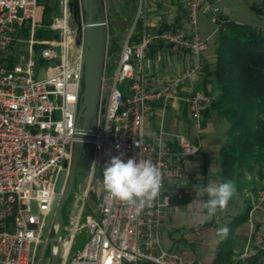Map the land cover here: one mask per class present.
I'll return each instance as SVG.
<instances>
[{
  "label": "built area",
  "instance_id": "obj_1",
  "mask_svg": "<svg viewBox=\"0 0 264 264\" xmlns=\"http://www.w3.org/2000/svg\"><path fill=\"white\" fill-rule=\"evenodd\" d=\"M137 1L139 9L114 70L104 68L96 132L87 142L93 155L90 179L76 189L75 209L60 240L61 264H196L183 243L164 238V221L172 206L170 188L194 183L188 164L201 152V145L185 132L165 129L163 119L169 108L184 105L194 130L204 128V112L217 92L211 85L196 86L209 65L203 54L212 37L201 34L198 13L218 21L222 0H181L182 15L172 19H151L148 0ZM39 4V0H0V264H38L39 251L47 248L57 229L52 223L44 238L58 179L64 169L69 170L77 139L84 63L69 0H59L60 12L48 23L37 20ZM41 28L51 35L40 38ZM174 50L184 66L170 75ZM109 59L106 55L105 62ZM154 106L162 122L149 136L145 120ZM121 153L125 162L150 159L162 172L160 195L153 207L138 215L123 202L105 199L103 167ZM95 175L100 200L95 211L87 212ZM262 205L264 190L253 197L250 212ZM192 213L196 215V207ZM83 233L86 243L75 250ZM251 255L264 264V233L254 229L242 257Z\"/></svg>",
  "mask_w": 264,
  "mask_h": 264
},
{
  "label": "trees",
  "instance_id": "obj_2",
  "mask_svg": "<svg viewBox=\"0 0 264 264\" xmlns=\"http://www.w3.org/2000/svg\"><path fill=\"white\" fill-rule=\"evenodd\" d=\"M39 2L44 5L43 23L50 22L59 14V0ZM218 22L220 34L216 41V53L206 69L204 88L208 89L206 84L213 82L217 99L205 110L204 115L206 119L211 111H216L229 122L225 141L219 150L220 178L221 182L234 181L236 192H240L248 184L246 174L264 163V28L239 24L228 17H220ZM37 35L44 38L50 36L51 31L41 28ZM120 47L118 38L109 42L107 56L110 62H105V66L110 72L113 71ZM196 183L206 185L207 180ZM79 184L77 173L74 191ZM90 194L93 195V185ZM171 194V203L179 206L187 205L197 198L193 187H182ZM66 207L67 204L63 209L64 225L70 216ZM91 209H87V212H91ZM247 219L248 212L231 221L227 227V237L217 247L213 264H236L231 235L237 224ZM210 224L212 221L200 225L206 227ZM54 234L55 230L51 236ZM49 251L50 247L47 248L46 257Z\"/></svg>",
  "mask_w": 264,
  "mask_h": 264
},
{
  "label": "crops",
  "instance_id": "obj_3",
  "mask_svg": "<svg viewBox=\"0 0 264 264\" xmlns=\"http://www.w3.org/2000/svg\"><path fill=\"white\" fill-rule=\"evenodd\" d=\"M147 11L151 19L180 18L182 15L181 0H148ZM214 56L215 54H213L212 50L208 48L205 57L208 59L209 63L213 61ZM162 62L165 63L163 60ZM183 66L184 63L180 59L178 52L174 50L172 57L169 59V74L173 75L181 71ZM205 76L206 72H204L197 79L196 86L198 88H205ZM206 85V87L211 85L214 89H216L213 82L207 83ZM152 111L153 113L147 116L145 120V129L149 136H153L157 132L158 127L162 122L161 113L156 106H154ZM215 112L216 111L210 112L209 116L205 119L204 127L207 126L210 116ZM163 124L165 129L169 131L187 133L189 137L196 140V142L201 145V152L193 157L188 164L189 171L194 175V183L184 187H192L197 181L202 183L204 180H207V183H220L221 164L219 159V150L224 141L222 143L207 141L202 144L201 140L198 139L201 130L198 133L194 130L189 109L184 105L178 110L169 108L163 119ZM210 150L213 151V153H210ZM211 158L215 161V164L212 162ZM245 179L248 183L245 188L240 192H236V194L229 201L227 207L224 210L218 209L216 214L210 219L207 218L206 215H199V222L194 219L195 215L192 211L194 207H196V202L194 203V201H197V198L193 202L183 206L173 205L171 203V211L165 217L164 231L167 227V219L174 210L189 207L188 210L191 215L192 223L191 228L193 230H197L198 232L213 230L212 237L208 240V246L211 248L209 259L211 264H213L217 247L219 243L225 239L221 240L216 235L217 229L228 227L236 216L248 212V219L237 224L233 230V234L231 235V245L234 251L233 259L236 264H261L256 255L242 257V254L247 247L248 237L253 229L259 233H264V205L258 207L253 212H250L253 197H255L258 192L264 190V163L257 165L252 173H247ZM170 189L171 193L175 191L172 187ZM203 199L206 200L207 198L203 197ZM206 221H212V224L206 227L200 225ZM192 233V236H194V232ZM166 239H172L183 243L187 255L193 258L196 261V264H202L198 261V257L195 253V247L197 245L196 240H190L186 236L176 237L174 236L173 231L169 233V237ZM254 247L255 246L253 245L252 249H254Z\"/></svg>",
  "mask_w": 264,
  "mask_h": 264
},
{
  "label": "water",
  "instance_id": "obj_4",
  "mask_svg": "<svg viewBox=\"0 0 264 264\" xmlns=\"http://www.w3.org/2000/svg\"><path fill=\"white\" fill-rule=\"evenodd\" d=\"M69 7L74 22L77 25L76 43L82 47L84 63V88L82 102L78 110L76 141L69 170L64 169L57 183V193L46 218L44 238L52 223L57 224L54 236L48 238L51 250L49 264H58L60 240L64 232L63 209L71 197L80 167H90L93 157L87 149V142L95 132L100 111L104 68L109 46V26L104 0H69ZM85 157H90L88 164H83ZM68 163H65L67 168ZM57 246V251L54 247ZM47 248L38 254V264H44Z\"/></svg>",
  "mask_w": 264,
  "mask_h": 264
},
{
  "label": "rangeland",
  "instance_id": "obj_5",
  "mask_svg": "<svg viewBox=\"0 0 264 264\" xmlns=\"http://www.w3.org/2000/svg\"><path fill=\"white\" fill-rule=\"evenodd\" d=\"M106 16L109 26V42L113 39L118 38L120 45L132 25L135 15L139 9V2L137 0H104ZM44 5L39 4L37 9V20L42 21L44 14ZM220 17H228L231 20L246 25H253L255 27L264 26V0H222ZM198 23L200 26V32L205 37L212 34L209 40V49L212 50L213 54L216 53V41L219 37V22L213 19L211 16L200 11L198 13ZM72 25L77 29V25L72 17ZM206 56V52L203 54ZM118 57V56H117ZM110 62V59H109ZM115 67V64H114ZM114 70V68H113ZM229 126L228 120L219 113L215 112L209 118L208 124L204 127L200 133L198 139L201 140L202 144L207 141L223 142L226 138V129ZM147 127V124H146ZM220 140V141H219ZM215 148V147H214ZM87 149L91 151L90 145ZM210 153L213 151L210 150ZM212 162L215 161L211 158ZM90 167L85 171H78L80 183L84 180L90 179ZM93 195H89L85 209L96 210L101 194L99 176L95 175L92 178ZM75 191H73L71 198L67 202V213L70 215L71 211L75 209ZM207 198V197H205ZM197 197V201H198ZM197 201H194L197 202ZM36 209V205L34 204ZM189 207L178 208L174 210L167 219V227L164 231V238L169 237L171 231L174 232V236L183 237L186 236L188 239H194L197 241L195 247V253L198 257V261L202 264H211L209 254L211 248L208 246V240L212 237L213 230L198 232L191 228V215L188 210ZM194 232V236H192ZM87 240L86 233L80 234L77 238V243L74 245V249L77 250L82 248ZM66 250V247H64ZM50 253L44 260V264H49L51 260ZM65 254V252H64ZM64 261L63 257H60L58 264Z\"/></svg>",
  "mask_w": 264,
  "mask_h": 264
},
{
  "label": "clouds",
  "instance_id": "obj_6",
  "mask_svg": "<svg viewBox=\"0 0 264 264\" xmlns=\"http://www.w3.org/2000/svg\"><path fill=\"white\" fill-rule=\"evenodd\" d=\"M122 156L123 153L112 157L103 167L105 199L123 202L133 207L138 215L146 207H153L154 201L160 195L163 186L162 172L150 159H140L137 162L134 158H129L125 162ZM192 187L199 198L194 217L197 222L200 213L206 212L207 218L210 219L218 209L224 210L236 194L235 183L232 180L209 182L206 185L196 183ZM228 231L227 227H222L217 229L216 235L222 240L227 237Z\"/></svg>",
  "mask_w": 264,
  "mask_h": 264
},
{
  "label": "flooded vegetation",
  "instance_id": "obj_7",
  "mask_svg": "<svg viewBox=\"0 0 264 264\" xmlns=\"http://www.w3.org/2000/svg\"><path fill=\"white\" fill-rule=\"evenodd\" d=\"M91 152V158L93 157V155H92V151H90ZM89 161H90V157H85L84 158V160H83V164H88L89 163ZM87 168L88 167H80L79 169H78V171H85V170H87ZM48 248H49V246H48Z\"/></svg>",
  "mask_w": 264,
  "mask_h": 264
},
{
  "label": "bare ground",
  "instance_id": "obj_8",
  "mask_svg": "<svg viewBox=\"0 0 264 264\" xmlns=\"http://www.w3.org/2000/svg\"><path fill=\"white\" fill-rule=\"evenodd\" d=\"M67 248H68V247L66 246V250H67ZM64 250H65V249H64ZM66 250H65V254H66ZM54 251L56 252V251H57V248H55ZM65 254H64V255H65Z\"/></svg>",
  "mask_w": 264,
  "mask_h": 264
}]
</instances>
